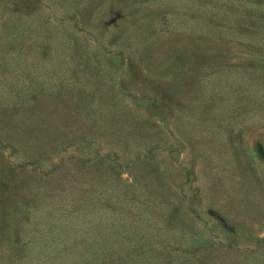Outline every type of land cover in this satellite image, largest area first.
Returning <instances> with one entry per match:
<instances>
[{
    "label": "rangeland",
    "instance_id": "374dc122",
    "mask_svg": "<svg viewBox=\"0 0 264 264\" xmlns=\"http://www.w3.org/2000/svg\"><path fill=\"white\" fill-rule=\"evenodd\" d=\"M0 264H264V0H0Z\"/></svg>",
    "mask_w": 264,
    "mask_h": 264
}]
</instances>
